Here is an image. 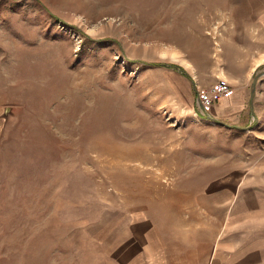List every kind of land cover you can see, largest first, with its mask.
<instances>
[{
  "label": "rangeland",
  "instance_id": "rangeland-1",
  "mask_svg": "<svg viewBox=\"0 0 264 264\" xmlns=\"http://www.w3.org/2000/svg\"><path fill=\"white\" fill-rule=\"evenodd\" d=\"M237 2L0 0V264H132L214 232L264 155L263 70L230 81L220 57Z\"/></svg>",
  "mask_w": 264,
  "mask_h": 264
},
{
  "label": "crops",
  "instance_id": "crops-1",
  "mask_svg": "<svg viewBox=\"0 0 264 264\" xmlns=\"http://www.w3.org/2000/svg\"><path fill=\"white\" fill-rule=\"evenodd\" d=\"M227 13L231 20L223 26L220 57L228 80L246 81L256 68L264 73V0H238ZM235 66L241 76L232 75ZM234 91L244 98L247 88L235 85ZM232 105L241 109L244 102ZM259 157L254 169L231 176L234 197L214 232L202 238L194 233L186 249L174 255L166 240L158 249L143 248L132 264H264V155Z\"/></svg>",
  "mask_w": 264,
  "mask_h": 264
},
{
  "label": "built area",
  "instance_id": "built-area-1",
  "mask_svg": "<svg viewBox=\"0 0 264 264\" xmlns=\"http://www.w3.org/2000/svg\"><path fill=\"white\" fill-rule=\"evenodd\" d=\"M231 93V87L228 83L221 81L208 90H199L197 93V102L200 107L208 108L221 95Z\"/></svg>",
  "mask_w": 264,
  "mask_h": 264
}]
</instances>
